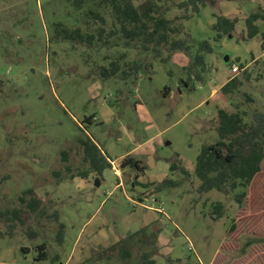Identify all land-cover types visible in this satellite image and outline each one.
Here are the masks:
<instances>
[{
	"label": "rangeland",
	"instance_id": "rangeland-1",
	"mask_svg": "<svg viewBox=\"0 0 264 264\" xmlns=\"http://www.w3.org/2000/svg\"><path fill=\"white\" fill-rule=\"evenodd\" d=\"M214 1L177 21L184 27L181 38L189 34L193 42L206 40L213 48L205 57L203 80L192 78L186 88L180 80L187 78L183 68L191 61L182 53L163 63L151 61L149 73L140 71L134 81L103 80L96 74L102 58L118 51L48 41L55 23L74 24L64 0H0V212L5 214L0 264H124L116 256L118 247L110 259L103 250L148 226L158 230L146 246H156L155 264H264V241L246 246L253 226L264 229V165L241 209L229 195L199 193L192 175L201 147L217 140L218 109L232 112L237 105L248 113L246 121L254 111L264 113V0ZM251 14L259 15L254 22L259 34L248 39L245 19ZM184 15L176 7L166 14ZM217 16L236 24L230 38L215 42ZM127 55L138 58L135 51ZM231 64L244 68L232 76ZM233 77L241 87L229 99L219 87ZM165 87L170 91L163 97ZM89 116L90 124L84 119ZM79 138L92 140L113 162L101 177L82 179L65 171V165L74 174L82 170ZM126 156L143 170L121 168ZM175 158L188 176L169 171ZM165 178L179 185L160 193L143 187ZM28 189L41 200L42 214H31L20 201ZM215 202L224 205L218 220L210 215ZM159 206L162 213L155 211ZM259 220L263 225L254 224ZM232 221L235 231L227 236ZM137 238L127 242L129 264L138 259ZM40 244L46 259L34 262Z\"/></svg>",
	"mask_w": 264,
	"mask_h": 264
},
{
	"label": "trees",
	"instance_id": "trees-1",
	"mask_svg": "<svg viewBox=\"0 0 264 264\" xmlns=\"http://www.w3.org/2000/svg\"><path fill=\"white\" fill-rule=\"evenodd\" d=\"M71 8L74 18L72 26L57 22L53 25V35L48 38L49 42H68L72 46L80 45L87 49H100L106 51H118L113 57L104 56L103 64L97 68V76L103 80L118 78L121 81H134L140 71L149 73L151 61L159 60L166 62L174 53H182L190 58V64L183 68L187 78L180 80L184 87L189 86L193 78L197 81L203 80L207 67L206 55L212 54L213 48L206 40L193 42L189 34L183 38L184 29L179 20H188L192 14H197L205 5H214V0H185L174 4L173 0H64ZM171 7L186 12L182 17L174 19L167 18L166 14ZM191 12L190 13H188ZM259 19L258 14H251L245 19L247 38L251 39L259 34L254 22ZM236 20L224 16H217L212 25L214 41L222 37H231L235 29ZM264 42V34L262 37ZM264 52V44L261 45ZM135 51L138 58L129 60L127 52ZM143 56V57H141ZM145 56V57H144ZM232 66V64L230 65ZM240 68H244L240 65ZM245 79L250 75L245 71ZM241 81L233 77L229 79L219 91L225 97L231 99L232 95L239 92ZM170 89L165 87L163 97H166ZM247 101H252L250 96L244 94ZM248 113L240 110L236 105L235 110L229 112L218 109L215 115V132L217 140L209 145H203L195 159L192 175L198 180L197 191L207 193L215 190L229 195L237 204L238 208L246 207L245 203L249 197V190L259 175L263 172L264 165V113L254 111L246 121ZM91 123L93 116L84 118ZM82 152V170L77 169L76 174L72 168L65 165V171L71 177L78 176L86 179L90 174L101 177L106 169H111L110 161L100 148L89 138H79L77 141ZM63 162L66 163V152H62ZM178 159L170 161L169 171L180 170L184 176L188 172L179 167ZM121 168L130 167L136 171H142L140 162L130 156H126L120 163ZM136 178V177H135ZM134 185V182L132 183ZM179 185L172 179L165 178L160 182L144 185V188H153L157 193L166 188H174ZM25 204V208L31 214H42V202L32 189L22 193L19 198ZM14 216L19 219V212L13 211ZM224 214V205L220 202L211 204L210 215L213 220L220 219ZM5 214L0 212V219ZM262 220H259L260 225ZM259 225V224H257ZM9 229H11L9 227ZM235 231V222L229 225L227 236ZM158 230L156 227L148 226L140 228L126 237L120 239L116 244L104 249L103 256L110 259L114 256L118 247L117 257L124 264H129L131 252L128 248V240L137 238L136 264H155L154 256L157 255L156 246L146 249L147 237L153 235L156 239ZM250 240L246 243L252 244L264 241V229L258 232L253 226ZM63 237V225L59 224L57 240ZM155 243V241H154ZM37 256L34 262L46 259L44 244L37 245ZM26 253V249L22 248ZM219 251V250H218Z\"/></svg>",
	"mask_w": 264,
	"mask_h": 264
},
{
	"label": "built area",
	"instance_id": "built-area-1",
	"mask_svg": "<svg viewBox=\"0 0 264 264\" xmlns=\"http://www.w3.org/2000/svg\"><path fill=\"white\" fill-rule=\"evenodd\" d=\"M240 72V68L236 65V64H232V66L229 69V73L232 76L237 75ZM112 164V163H111ZM145 209H150L148 206H144ZM156 212L158 213H162L163 209L161 208V206H159L157 209H155Z\"/></svg>",
	"mask_w": 264,
	"mask_h": 264
},
{
	"label": "crops",
	"instance_id": "crops-1",
	"mask_svg": "<svg viewBox=\"0 0 264 264\" xmlns=\"http://www.w3.org/2000/svg\"><path fill=\"white\" fill-rule=\"evenodd\" d=\"M230 67H231V66H230ZM230 67H229V69H230ZM226 82H227V81H225L224 83H222L221 86H223ZM221 86H220V87H221ZM220 87H219V88H220ZM112 165H113V162H112Z\"/></svg>",
	"mask_w": 264,
	"mask_h": 264
},
{
	"label": "water",
	"instance_id": "water-1",
	"mask_svg": "<svg viewBox=\"0 0 264 264\" xmlns=\"http://www.w3.org/2000/svg\"><path fill=\"white\" fill-rule=\"evenodd\" d=\"M225 62H228L227 58H225L224 60ZM149 159H151V157H149ZM97 183V180L95 181Z\"/></svg>",
	"mask_w": 264,
	"mask_h": 264
}]
</instances>
